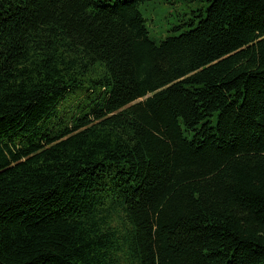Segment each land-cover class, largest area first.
<instances>
[{
  "label": "trees",
  "instance_id": "1",
  "mask_svg": "<svg viewBox=\"0 0 264 264\" xmlns=\"http://www.w3.org/2000/svg\"><path fill=\"white\" fill-rule=\"evenodd\" d=\"M146 1L0 0V264H264V0Z\"/></svg>",
  "mask_w": 264,
  "mask_h": 264
},
{
  "label": "rangeland",
  "instance_id": "2",
  "mask_svg": "<svg viewBox=\"0 0 264 264\" xmlns=\"http://www.w3.org/2000/svg\"><path fill=\"white\" fill-rule=\"evenodd\" d=\"M205 3H189L186 0H147L140 5L141 13L146 19L150 37L154 41H161L169 35H176L186 27L180 26L182 20L199 21L205 10Z\"/></svg>",
  "mask_w": 264,
  "mask_h": 264
}]
</instances>
